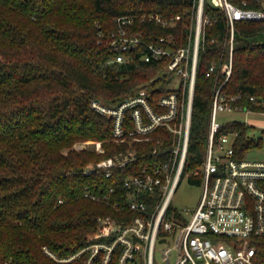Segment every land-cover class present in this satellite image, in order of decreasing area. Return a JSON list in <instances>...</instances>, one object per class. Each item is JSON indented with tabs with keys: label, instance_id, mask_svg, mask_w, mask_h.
Instances as JSON below:
<instances>
[{
	"label": "trees",
	"instance_id": "obj_1",
	"mask_svg": "<svg viewBox=\"0 0 264 264\" xmlns=\"http://www.w3.org/2000/svg\"><path fill=\"white\" fill-rule=\"evenodd\" d=\"M193 2L0 0V264H88L91 249L87 247L95 241L91 236L98 217L128 220L135 214L114 207L115 202L127 203L123 180L165 159L176 137L159 126L147 134L150 139L118 141L115 117L98 111L92 101L117 108L147 88L150 105L161 112L165 107L160 99L172 90L169 82L175 74L164 73L149 83L165 68L167 58L143 61L145 46H141L132 52V62L116 61L118 52L109 33L118 27L116 16L132 14L137 15L129 26L132 32L142 31L147 41L174 33L178 46L187 35L184 24L189 23ZM205 4L212 21L205 26L198 56L186 170L205 158L212 98L225 78L220 72L208 76V67L213 61L217 65L227 61L230 52L223 48L224 11L209 0ZM249 6L264 7L254 0ZM149 12L182 13L184 18L177 27H166L138 17ZM235 36L233 70L221 93L237 94L236 104L264 111V105L251 98L264 99V20L239 21ZM133 110L124 113L126 134L134 129ZM248 126L234 121L221 129L238 130L234 147L239 157L258 144L247 135ZM86 140H100L104 150L72 147ZM131 151L137 160L114 167L109 177L84 172L90 163ZM85 191L110 194L97 200ZM143 199L149 208L155 203L146 195ZM259 244L264 255V236ZM120 248L113 250L109 264H118ZM74 254L70 260H60ZM104 255L100 250L90 264L104 263Z\"/></svg>",
	"mask_w": 264,
	"mask_h": 264
},
{
	"label": "built area",
	"instance_id": "obj_2",
	"mask_svg": "<svg viewBox=\"0 0 264 264\" xmlns=\"http://www.w3.org/2000/svg\"><path fill=\"white\" fill-rule=\"evenodd\" d=\"M209 1L225 13L230 58L220 65L212 62L208 67V76L220 72L225 78L213 94L205 158L199 166L189 170L185 169V164L198 56L205 26L212 21L205 13V0H194L191 22L184 24L188 27L187 35L178 46H174V33L147 41L142 31L132 32L129 26L137 15L115 17L118 27L109 33L110 43L118 52L114 60L132 62V52L145 46L141 59L149 62L167 58L162 71L178 76L180 85L161 97L160 104L165 107L161 112L150 105L147 88H141L136 97L125 100L117 108L108 107L98 100H93L92 106L115 117L118 141L150 139L147 134L159 126H165L176 139L165 151V159L146 165L123 180L128 200L122 205L115 202L114 207L121 211L128 208L135 214L128 220L111 215L98 217L96 231L91 236L95 241L87 247L91 249L88 264L102 249L105 251L102 264H109L117 246L121 247L118 264H159L155 257L158 242L164 244L160 250L161 264H264V255L259 250V238L264 236V160L237 156L234 142L238 130L221 131L227 123L218 119L220 111H254L235 103L239 95H222L221 89L232 73L237 23L264 20V7L249 6V0ZM254 1L264 6V0ZM138 17L141 21L153 20L166 27H177L184 18L182 13L164 15L158 12L143 13ZM251 98L264 105V99ZM130 107L134 109V129L126 134L124 113ZM95 143L93 149L102 152V142ZM156 151L154 149V153ZM137 158L138 155L132 151L111 156L90 163L84 172H103L109 177L114 167H125ZM184 175L201 184V198L195 209H188L187 213L177 211L173 216L169 210L170 201ZM113 191L114 187L110 186L109 192ZM109 192L93 194L85 191L84 195L106 200ZM145 195L154 199L151 208L143 199ZM101 238L105 240H99ZM75 256L60 260H70Z\"/></svg>",
	"mask_w": 264,
	"mask_h": 264
},
{
	"label": "rangeland",
	"instance_id": "obj_3",
	"mask_svg": "<svg viewBox=\"0 0 264 264\" xmlns=\"http://www.w3.org/2000/svg\"><path fill=\"white\" fill-rule=\"evenodd\" d=\"M192 15L190 16L189 22H191ZM223 48H227L228 51L230 49V44L228 40L223 43ZM230 58V52L229 57ZM233 59V56H232ZM215 62V61H213ZM233 70V67H232ZM164 72L161 70L155 74L147 81L153 82L158 80L159 77L162 78ZM232 74V73H231ZM180 78L177 76L175 78H171L169 85L171 89L176 88V86L180 85ZM182 89V88H181ZM218 119L224 123H232L234 121H242L246 122L249 126L247 129V135L253 137L258 144L250 149H248L243 155L247 159L254 160H264V112L261 111H253L250 113H246L244 110H233V111H220L218 114ZM95 141L100 140H86L79 141L74 143L72 146L74 149L88 148L93 149L96 146ZM68 149H65L67 151ZM202 186L200 183L195 182L193 178L188 176H183L181 181L179 182L172 199L170 201L171 213L175 216L177 211H182L183 213H187L188 209H195L197 205H199V201L202 193ZM164 244L158 242L155 251L156 262L161 264L160 255L161 248Z\"/></svg>",
	"mask_w": 264,
	"mask_h": 264
}]
</instances>
